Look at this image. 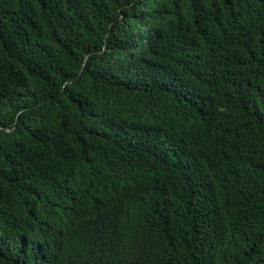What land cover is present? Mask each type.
Masks as SVG:
<instances>
[{"label":"trees","instance_id":"16d2710c","mask_svg":"<svg viewBox=\"0 0 264 264\" xmlns=\"http://www.w3.org/2000/svg\"><path fill=\"white\" fill-rule=\"evenodd\" d=\"M0 264H264V0H0Z\"/></svg>","mask_w":264,"mask_h":264}]
</instances>
